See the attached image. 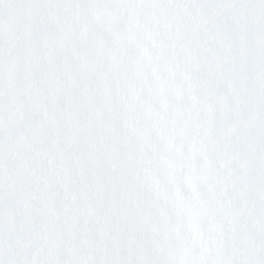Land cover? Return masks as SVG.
Here are the masks:
<instances>
[{"label":"snow or ice","instance_id":"obj_1","mask_svg":"<svg viewBox=\"0 0 264 264\" xmlns=\"http://www.w3.org/2000/svg\"><path fill=\"white\" fill-rule=\"evenodd\" d=\"M0 264H264V0H0Z\"/></svg>","mask_w":264,"mask_h":264}]
</instances>
